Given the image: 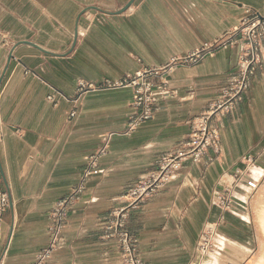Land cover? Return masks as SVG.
Instances as JSON below:
<instances>
[{"label": "crops", "instance_id": "1", "mask_svg": "<svg viewBox=\"0 0 264 264\" xmlns=\"http://www.w3.org/2000/svg\"><path fill=\"white\" fill-rule=\"evenodd\" d=\"M130 1L0 0V183L11 197L0 228V264H36L49 242L53 208L78 184L107 134L114 136L100 173L89 180L60 249L45 264H121L118 242L105 230L110 214L190 136L192 120L220 98L237 70L241 49L178 67L167 78L169 92L157 95L154 117L131 135L124 134L136 113L131 88L80 97L79 84L161 68L239 26L247 7L264 10V0H136L116 14ZM89 8L96 9L84 13ZM214 125L221 133L219 160L211 161L210 150L199 163L185 161L130 213L127 227L145 264H197L209 223L218 224V245L225 240L251 251L256 241L244 219L247 187L236 190L231 210L216 199L224 194V175L243 169L246 158L264 172V64L235 110Z\"/></svg>", "mask_w": 264, "mask_h": 264}, {"label": "built area", "instance_id": "2", "mask_svg": "<svg viewBox=\"0 0 264 264\" xmlns=\"http://www.w3.org/2000/svg\"><path fill=\"white\" fill-rule=\"evenodd\" d=\"M246 16L241 24L213 42L204 44L192 54L174 58L169 64L161 68L147 69L135 76H129L119 82L107 81L101 85L79 84V95L91 91L131 88L134 91L132 106L136 113L129 119L125 135H131L144 122L151 120L157 107V95L166 94L168 90L167 78L180 66H193L200 61L215 56L221 50L239 46L241 54L237 70L230 76L228 85L223 89L220 98L208 105L206 110L191 122V134L173 153L159 159L157 169L146 174L132 186L126 196L125 205L114 210L106 224L108 238L116 239L119 245L121 264H145L140 255L139 240L127 227L132 210L137 209L146 201L156 196L178 174L187 160L199 163L210 150L214 152V160L222 155V140L218 126L214 120L232 113L236 104L243 99L252 88L254 76L263 69L264 64V10L247 7ZM159 78L160 84L155 85L150 78ZM72 113V117L75 116ZM114 134L102 137V145L96 153L87 158V167L78 184L71 193L59 200L50 214L48 229L49 242L37 259L36 264H45L52 255L60 249L63 241V231L68 216L76 211L77 203L82 200L89 180L100 173V161L108 152L110 141ZM245 167L234 173L224 175V194L218 195L216 204L223 210H231L236 200V190L246 186L255 188L258 178L253 172L255 158L248 157L244 161ZM11 197L0 183V228L4 222V215L10 209ZM218 224L209 223L205 226L198 251L201 254L210 252L212 242L218 241Z\"/></svg>", "mask_w": 264, "mask_h": 264}, {"label": "rangeland", "instance_id": "3", "mask_svg": "<svg viewBox=\"0 0 264 264\" xmlns=\"http://www.w3.org/2000/svg\"><path fill=\"white\" fill-rule=\"evenodd\" d=\"M258 181L256 187L246 188L244 196L247 211L244 219L256 234V241L251 243V251H244L239 246H228L227 241L212 242L210 252L201 254L197 264H264V172L253 167ZM219 240L218 237H215Z\"/></svg>", "mask_w": 264, "mask_h": 264}, {"label": "water", "instance_id": "4", "mask_svg": "<svg viewBox=\"0 0 264 264\" xmlns=\"http://www.w3.org/2000/svg\"><path fill=\"white\" fill-rule=\"evenodd\" d=\"M135 1L136 0H131L123 9H121L120 11H118L116 14H122V13H125L126 11H128L129 9H130V7H132L133 6V4L135 3ZM91 9H96V8H89V9H87L86 11H84V13L85 12H87V11H89V10H91ZM76 42H77V34H76V36H75V43H74V46L76 45ZM20 44H25V45H31V46H33V47H35V48H37V49H40V48H38L35 44H32L31 42H22V43H20ZM19 44V45H20ZM41 50V49H40ZM43 52H44V50H42ZM11 59H13V52L11 53V56H10V60ZM1 83H2V80H0V86H1Z\"/></svg>", "mask_w": 264, "mask_h": 264}]
</instances>
